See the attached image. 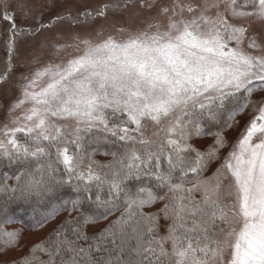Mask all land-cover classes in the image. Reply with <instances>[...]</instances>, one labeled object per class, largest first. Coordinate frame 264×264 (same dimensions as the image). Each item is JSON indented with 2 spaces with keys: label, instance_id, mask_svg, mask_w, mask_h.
Returning <instances> with one entry per match:
<instances>
[{
  "label": "snow or ice",
  "instance_id": "obj_1",
  "mask_svg": "<svg viewBox=\"0 0 264 264\" xmlns=\"http://www.w3.org/2000/svg\"><path fill=\"white\" fill-rule=\"evenodd\" d=\"M222 2L173 0L158 9V16L166 20L119 38L84 40L82 49L76 45L77 55L45 65L27 78L23 98L11 109L22 114L11 120L13 127L0 129V156L46 158V166L38 170L46 167L55 173L51 160L55 148V162L63 165L69 182L84 181L85 192H91L89 183L98 182L94 199L98 208H116L122 192L126 204L121 217L98 237H87L78 224L71 230L75 239L60 233L62 238L51 248L40 247L49 256L47 264H56V257H61L60 264H264V100H251L254 92L264 91V54L245 51L247 41V48L264 53V0H228L226 12L220 10ZM17 6L26 8L23 0H17ZM155 6V0L148 5ZM0 7H11V0H0ZM213 9L215 14L210 15ZM4 19L13 20V14L5 11ZM253 24L258 31L250 36ZM44 78L46 83L36 90ZM241 94L244 103L228 113L226 126L231 127L250 104L252 119L221 166L202 178L228 145L222 133L215 132L214 143L205 151L193 148L188 143L191 137L203 135L193 116L216 118ZM149 124L164 132L160 143L145 138ZM69 127L71 131H66ZM18 133L23 134V143ZM84 133H103L104 138L123 142V154L112 153L113 164L96 165L114 169L110 178L93 168L90 154L87 171H81ZM161 158H166V168L161 167ZM145 175L173 194L172 203L165 205L166 216L170 213L172 219L167 235L148 240L145 235L154 229L141 232L139 222L133 223L134 209L157 197L142 186L134 195L122 188L127 180ZM103 184H108L107 198L101 195ZM194 193L200 194L199 200ZM72 204L82 212L84 224L95 222L78 208V200ZM6 235L14 238L16 233ZM90 239L93 243L87 248L79 243ZM93 251L107 255L93 257Z\"/></svg>",
  "mask_w": 264,
  "mask_h": 264
},
{
  "label": "trees",
  "instance_id": "obj_2",
  "mask_svg": "<svg viewBox=\"0 0 264 264\" xmlns=\"http://www.w3.org/2000/svg\"><path fill=\"white\" fill-rule=\"evenodd\" d=\"M254 96H256L255 92L252 94L251 100ZM244 100L245 95L241 94L228 105L226 110H223L222 115L216 118H210L207 114L193 116V120L201 127L203 135L192 136L188 143L193 148L203 152L215 141V136L211 133L221 132L224 140L226 142L229 140L227 148L230 147L231 149L234 144L233 140L237 136L228 135L235 122H232L231 127L226 126L228 113L234 107L243 104ZM242 113L236 115L235 118L241 116ZM241 132L236 134L239 135ZM83 136L84 139L81 143L85 155V164L81 166V171H87L85 165L89 162L87 157L90 154L91 161L95 162L93 168L101 173H109L110 178L111 171L114 169L110 170L107 167L97 169L96 165L113 164L112 153H116L117 157L122 155L125 150L123 142L110 136L104 138L103 133H84ZM17 138L21 143L24 142L22 133H19ZM208 140H211L212 143L203 147L201 141ZM68 147L71 151H75L71 144ZM227 148L226 150L223 148L225 151L220 150L219 158L209 164L202 178L211 177L221 166L223 158L230 151ZM51 151V160L56 169L55 173H51L46 167L38 170L40 165L46 166L48 162L46 158L40 161L34 158L9 160L7 157L0 156V264H47L49 256L40 251V247L51 248L53 242L62 238L60 233L66 234L69 239H75L71 230L80 224L87 237H98L101 233H105L125 211L124 192L121 193L120 199L115 201L116 208L109 206L110 211L104 207L98 208L94 203L98 182L89 183L91 192L84 191V181L71 179L69 182V176L65 173L63 165L55 162V148H52ZM161 167H167L166 158H161ZM34 174H40V178L34 180L32 178ZM48 178H50V182ZM141 186L150 189L157 199L143 208L134 209L137 214L133 223L138 221V228L144 233H147L148 227L154 229L151 234L145 235V240L166 236L172 219L170 213L166 216L165 205L172 203L173 194L168 191L167 186L147 175L141 176L139 179L127 180L122 188L134 195L137 188ZM185 187H191V185ZM101 188L102 197L107 198L108 184L101 185ZM89 195L92 196V200L88 199ZM176 195H183V193ZM193 195L196 200L200 199L199 193ZM76 200L79 201L78 208L83 210V214L91 215L95 222L83 223L82 212L73 209L72 201ZM105 215H107V219L103 218ZM145 217L152 219L146 220ZM128 231L131 232V228ZM6 233H16V236L10 238ZM79 243L87 248L93 241L92 239L87 242L81 240ZM132 243L134 244L135 241ZM107 247H112L110 242L107 243ZM167 248L170 251L171 245L168 244ZM62 255L64 259L68 258L67 253H62ZM91 255L98 257L107 255V253L93 251ZM124 258L127 259V253H125ZM60 260L61 257H56V264H60Z\"/></svg>",
  "mask_w": 264,
  "mask_h": 264
},
{
  "label": "rangeland",
  "instance_id": "obj_3",
  "mask_svg": "<svg viewBox=\"0 0 264 264\" xmlns=\"http://www.w3.org/2000/svg\"><path fill=\"white\" fill-rule=\"evenodd\" d=\"M152 2L153 0H23L26 8L21 10L17 6V0H11V7H0V129L5 125L13 127L11 120L22 114L21 110L12 112L11 109L23 98L22 90L27 78L43 66L62 63L77 55L76 45L79 44L82 49L84 45L81 42L84 40L98 43L110 35L119 38L144 28L148 23L166 20L158 16V9L161 5H171L173 0H155L156 6L148 7ZM179 2L183 4L187 0ZM202 2L203 0H192L194 4ZM227 2L228 0H223L221 3L222 12H226ZM5 11L13 14V20L4 19ZM214 14L215 9L210 15ZM184 15L187 17L188 13L185 12ZM229 19L231 20L230 17ZM256 31L258 29L253 24L249 35ZM246 44L247 41L245 51L257 56L264 54L247 48ZM45 83L46 78L39 81L36 90ZM255 94L252 99L254 103L264 100V91H256ZM23 107L26 109L29 105ZM251 119L250 104L241 116L235 118L228 133L229 136H237L233 140L234 144ZM65 130L71 131V128ZM239 131L242 132L237 135ZM156 132L158 135L153 134ZM163 137L164 132L151 124L146 128V139L159 143ZM201 142L203 147L212 143L211 140ZM229 149L230 147L227 148ZM32 178L38 180L40 174H34ZM48 179L50 182V178ZM225 255L227 258V253Z\"/></svg>",
  "mask_w": 264,
  "mask_h": 264
}]
</instances>
